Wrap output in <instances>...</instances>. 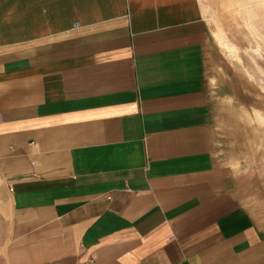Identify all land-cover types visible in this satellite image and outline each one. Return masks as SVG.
Here are the masks:
<instances>
[{
  "label": "crops",
  "instance_id": "crops-1",
  "mask_svg": "<svg viewBox=\"0 0 264 264\" xmlns=\"http://www.w3.org/2000/svg\"><path fill=\"white\" fill-rule=\"evenodd\" d=\"M211 52L200 0H0V264H264Z\"/></svg>",
  "mask_w": 264,
  "mask_h": 264
},
{
  "label": "rangeland",
  "instance_id": "rangeland-1",
  "mask_svg": "<svg viewBox=\"0 0 264 264\" xmlns=\"http://www.w3.org/2000/svg\"><path fill=\"white\" fill-rule=\"evenodd\" d=\"M200 4L212 44L207 88L217 155L236 175L244 206L264 227V0ZM2 238L0 231V261Z\"/></svg>",
  "mask_w": 264,
  "mask_h": 264
},
{
  "label": "bare ground",
  "instance_id": "bare-ground-1",
  "mask_svg": "<svg viewBox=\"0 0 264 264\" xmlns=\"http://www.w3.org/2000/svg\"><path fill=\"white\" fill-rule=\"evenodd\" d=\"M221 42V41H220ZM223 47H227L226 44H221ZM227 49V48H226Z\"/></svg>",
  "mask_w": 264,
  "mask_h": 264
},
{
  "label": "built area",
  "instance_id": "built-area-1",
  "mask_svg": "<svg viewBox=\"0 0 264 264\" xmlns=\"http://www.w3.org/2000/svg\"><path fill=\"white\" fill-rule=\"evenodd\" d=\"M76 26H78V25H76Z\"/></svg>",
  "mask_w": 264,
  "mask_h": 264
}]
</instances>
